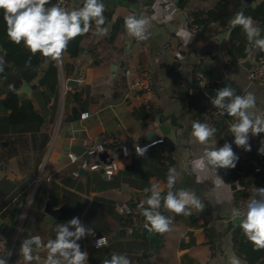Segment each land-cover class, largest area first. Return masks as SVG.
Wrapping results in <instances>:
<instances>
[{"label":"crops","instance_id":"0c3cea01","mask_svg":"<svg viewBox=\"0 0 264 264\" xmlns=\"http://www.w3.org/2000/svg\"><path fill=\"white\" fill-rule=\"evenodd\" d=\"M180 1L102 0L105 12L112 15L105 25L108 34L98 36L95 33L87 37V50L78 59H71L65 53L58 60L42 56L38 76L33 82L20 79L16 70L0 79V232L6 236L10 247L15 244L8 264H45L47 248L37 249L33 245L32 255L39 260L27 262L20 254L21 242L38 235L47 244L48 240L55 239L57 225L72 219L71 213L78 209L81 210L80 221L95 233L78 241L81 249L88 253V264H103L114 253L125 255L129 264H230L233 254L238 257L233 231L240 227V218L234 217L232 210L237 208L242 193L253 198L257 196L256 188H264V173H255L252 151H245L233 143L229 128L235 118L231 116L219 124L209 146L232 144L239 159L235 168L225 170L233 181L226 182L219 169L217 174L222 180L215 174L194 170L193 161L202 155L205 146L190 135L192 104L200 99L193 88V79L197 73H202L211 85L223 83L241 96L251 92L256 104L249 111L264 113V85L248 77V69L256 64L259 50L255 48L239 64L229 65L226 53L230 44L225 30L220 33L224 36L222 40L218 37L220 34L206 38L194 33L188 23V8L181 7ZM69 2L68 10H72L80 8L82 0ZM128 16L148 21L146 40L128 35L125 27ZM118 21L123 25L114 46L102 44ZM182 28L189 33L187 40L178 35ZM95 60H98L96 65L93 64ZM53 61L59 67L57 98L47 97L39 87V81ZM246 62L249 68L243 66ZM113 65L117 67L115 72ZM127 71H130L129 76ZM146 73L153 76L156 91L149 102L163 109L153 119H144L149 102L145 103L140 94L131 96L128 93L129 83ZM78 74L83 75V82L77 81L73 88L69 80ZM23 82L30 92L22 91ZM16 85L15 92L20 99L31 103L43 118L44 125L39 130L35 125L16 126L9 121L10 111L5 109L3 102ZM73 90L82 93L84 106L71 102L70 108L77 106L79 114L74 121H66L65 96ZM162 116H175L177 126L168 136H163V142L147 150L151 158L138 173L129 170L133 155L137 153L122 154L117 151L121 146L109 150L119 166L111 179L101 171L72 163L68 157L69 152H74L73 148H83V140L90 136L111 135L128 147L138 144L145 134L148 136L156 131L157 136H161L159 118ZM169 158L173 159L172 168L178 173L172 190L183 189L195 194L204 208L186 206L189 215L176 214L166 209L161 199L157 211L171 219L168 231L154 230L153 236L143 229L126 233L115 209L116 202L141 205L151 195L144 190L153 184L159 185L162 197L166 196L168 180L162 168L169 165ZM98 162L105 163V159ZM47 203L55 210L65 207L66 216L50 220L44 211ZM228 222L234 228L226 232ZM100 237H104L107 244L97 248L92 242ZM250 248H255L252 243ZM238 258L241 264H248Z\"/></svg>","mask_w":264,"mask_h":264},{"label":"clouds","instance_id":"9594fccd","mask_svg":"<svg viewBox=\"0 0 264 264\" xmlns=\"http://www.w3.org/2000/svg\"><path fill=\"white\" fill-rule=\"evenodd\" d=\"M50 0H0V10L3 11V20L7 25V36L15 44L23 43L24 47L35 56L40 53L44 57L58 60L66 51L69 41L89 32L92 22H95V31L98 36H105L109 29L102 27L106 23L104 16L105 6L102 0H82L83 6L67 10L59 4L46 7ZM146 19H137L135 16L125 18V27L129 36L140 40H146L145 34ZM233 26L240 25L246 34L249 42V49L256 48L264 51V38H261V30L255 27L250 17L238 13L232 21ZM187 40L189 33L183 28L178 33ZM3 58L0 57V71H3ZM211 104L235 118L230 125L229 131L234 137L233 143L242 147L245 151H251L249 137L264 133V113L256 114L250 112L256 104V97L248 92L245 95H237L232 87L225 86L216 91L215 98ZM216 129L207 123L194 121L192 123L191 136L205 147L202 155L193 161V168L198 172L215 174L218 180H222L217 174L218 169H231L236 167L239 157L234 152L232 144L225 142L222 147L209 146L211 138L215 135ZM145 149L137 148V153L143 155ZM258 154L264 155V141L258 149ZM178 173L174 168L168 172V191L166 196H161V189L158 184H153L146 193L151 195L140 207L146 218L147 224L151 225L149 231L156 230L164 233L169 230L170 218L161 215L157 209L161 206V199L164 207L176 214L189 215L186 206L203 209L204 205L199 198L188 191L180 189L173 191ZM257 196L249 200L246 208L241 210L234 208L232 215L240 218V228L244 236L256 249H264V188H256ZM146 203L148 208H144ZM94 236L93 230L86 228L78 217H73L65 223H59L56 227L55 239H50L44 244L41 237L31 236L23 239L20 247V254L27 262L34 257L33 245L37 249L47 248L48 255L45 264H88V253L81 249L80 241L87 236ZM106 244L104 237H100L95 246ZM10 255V253H9ZM0 264H7L6 259L0 258ZM103 264H129L125 255L112 254L111 259L104 260ZM230 264H241V260L233 254Z\"/></svg>","mask_w":264,"mask_h":264},{"label":"trees","instance_id":"16d2710c","mask_svg":"<svg viewBox=\"0 0 264 264\" xmlns=\"http://www.w3.org/2000/svg\"><path fill=\"white\" fill-rule=\"evenodd\" d=\"M56 1L57 0H50V3L46 5V7H51ZM195 1H198V4ZM256 1L257 0H181L179 5L183 8H188V13L193 17V24L199 29L197 34L206 38L216 37L223 30L229 29L230 22L239 13L242 7L249 6L246 7L242 13L245 17H250L252 19L255 27L260 28L262 37L264 35V0H261V3L257 4L255 8L251 7V4ZM82 6L83 3L81 2L80 7ZM104 16L106 17V25L111 21L112 15L111 13L104 12ZM122 23V21L115 23L111 33L106 36L101 43L114 46L120 35ZM105 25L102 27H105ZM95 33V22L93 21L89 32L69 41L64 53L69 55L71 59H78L87 50L85 44L86 38L94 36ZM228 40L230 47L226 53V57L229 65L239 64L255 49L251 48V50H248L249 42L240 25L232 27ZM0 57H2L4 61L3 71H0V79L8 76L12 70H16L19 73L20 79L25 80L27 83H31L37 78L42 62V55L37 53L33 56L28 49L24 47L22 42L21 44H15L9 40L7 36V25L3 20V12H0ZM97 63L98 60H95L93 64L96 65ZM59 85V67L57 63L53 61L39 81V87L43 89L47 97L53 95L54 98H57L59 96ZM225 86L226 85L223 83H214L206 89V92H203L194 78L193 88L197 91L200 99L198 102L192 104V117L202 119L209 101L215 98L217 90ZM16 88L17 85L3 102L5 109L10 111L9 121L16 126L31 125L33 127V125H35L36 129L39 130L44 125L43 118L34 110L31 103H25L20 99L19 95L15 92ZM71 102H75L76 105L82 106V93L73 90L66 94V121H74L79 114L77 106H72V108H70L69 104ZM81 109H84V107ZM147 109L148 113L145 115L144 119H153L163 111L159 105L152 101L147 104ZM46 140H49L48 137ZM262 141H264V133L249 137L251 151L254 152L257 148L261 147ZM150 158L151 155L149 151L144 152L143 155H133V161L129 170L133 173L140 172L142 170V165ZM169 159V165L162 168L164 177H168L169 169L173 167V159ZM241 169L242 167L239 168V170ZM219 170L226 182L233 181V177L227 170ZM240 196H243L242 198H247L248 194L242 193ZM80 213L81 210L78 209L77 212L71 213L70 218L79 217ZM233 243L237 256L245 260L248 264H264V249L254 248L252 250L250 248L251 242L244 236L240 227H237L233 231Z\"/></svg>","mask_w":264,"mask_h":264},{"label":"built area","instance_id":"2783aa9c","mask_svg":"<svg viewBox=\"0 0 264 264\" xmlns=\"http://www.w3.org/2000/svg\"><path fill=\"white\" fill-rule=\"evenodd\" d=\"M55 4H59L61 7L68 10L70 2L69 0H57ZM188 23H189L191 30L194 33H198L199 29L196 25L193 24V17L191 15H188ZM126 75L129 76L130 71H127ZM248 77L252 82L264 85V51L259 50V53L257 55L256 64L248 69ZM73 80H76L78 82H83V75L78 74L76 78H74ZM196 81H197L199 88L203 92H206V89L211 85L208 78L202 73H197ZM128 93L131 96L140 94L143 97V100L145 101V103H148L156 95L153 76L150 73H146L143 76L133 79L132 82L129 83ZM64 95H65V90H63V96ZM210 101L205 108L204 117L202 119L197 118V117L190 118L189 123H190L191 128H192V123L194 121H200L202 123H207L210 126L214 127L217 132L219 124L223 120L227 119L228 117L227 112L214 107ZM215 135L212 138H214ZM148 136H146V134L143 135L142 138H140V140L138 141V144L131 145L132 147L135 148L136 153H137V148L145 149V151H147L151 146L157 143H161L164 140L163 135H161V136H157L154 140L148 141L147 140ZM119 146L123 148L124 153L126 154V149L128 148V146L124 144V142L119 140L117 137L107 135V134H101L99 136H90V137H86L83 140V148L85 150L84 152L85 155L84 154L78 155L75 152H69L68 157L72 163H80V166L84 169H88L91 171H97V172L103 170L105 176L108 179H111L119 170L118 164L115 161H112L109 164H101L98 162L90 163L89 156L98 155V154L104 153L112 148H116ZM259 148H257L253 152L254 171L255 173H258V174L264 173V155L258 154ZM250 199H251L250 197L239 198L237 200V209H241V210L245 209ZM143 207L148 208L147 205H143ZM115 209L117 213L120 215V217L122 218L123 227L126 233L132 234L136 229H143L148 233H151L154 231V229L149 231V228L151 227V225H148V227H145V225L147 224V221L143 215V211L140 207V204L137 206H133L127 202L118 201L115 204ZM97 240L98 239H95L92 242L94 246ZM106 244H107V240H106ZM14 248H15V244L10 247L6 236L2 232H0V258L6 259L7 264L10 260V257L12 255Z\"/></svg>","mask_w":264,"mask_h":264},{"label":"water","instance_id":"95a60500","mask_svg":"<svg viewBox=\"0 0 264 264\" xmlns=\"http://www.w3.org/2000/svg\"><path fill=\"white\" fill-rule=\"evenodd\" d=\"M261 3V0H257L256 2H253L251 4V7L255 8L257 6V4ZM246 7H249V6H244L242 7V9L239 11V13H242L243 10L246 8ZM237 16V15H236ZM236 16L232 19V21L236 18ZM232 21L230 22V25H229V29L225 30V33H226V36L229 37L230 33H231V29L233 27V24H232ZM221 40L224 39V36L223 34H220L218 36ZM182 55H184V52H182ZM243 66L246 67V68H249V63L246 62V63H243ZM112 70L115 72L117 70V67L115 65L112 66ZM77 81L76 80H69V84L71 87H76L77 86ZM22 91L23 92H30V88L28 87V85L26 84V82H23L22 83ZM159 121H160V130H161V133L163 136H168L170 133H171V130L172 128L176 127L177 126V121H176V117L175 116H170L169 118L168 117H160L159 118ZM157 137V134L156 132H152L148 137L147 139L148 140H151L153 138H156ZM73 151L75 153H77L78 155H85V150L84 148H73ZM118 152H121L122 154L124 153V150L123 148H118L117 149ZM126 152L127 153H132V154H135L136 151H135V148L134 147H128L126 149ZM114 154H116V151L113 152ZM107 158H109L108 160H106ZM100 159H105V163H101V164H109L113 161L114 157L112 155V152L111 151H106L104 153H101V154H98V155H90L89 156V162L92 163V162H98ZM99 163V162H98ZM102 173L103 170H101ZM44 211L47 213V215L50 217V220H55V219H60L61 217H65L66 216V208L65 207H61L59 209H53L50 205V203H47L46 206H45V209ZM234 228L233 224L231 222H228L227 223V228H226V232H229L231 231V229ZM154 235V231L150 234V236H153Z\"/></svg>","mask_w":264,"mask_h":264}]
</instances>
